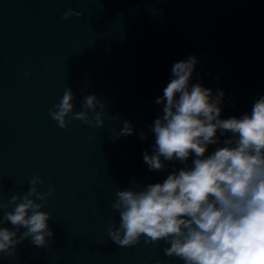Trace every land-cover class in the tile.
<instances>
[{"label": "clouds", "instance_id": "clouds-1", "mask_svg": "<svg viewBox=\"0 0 264 264\" xmlns=\"http://www.w3.org/2000/svg\"><path fill=\"white\" fill-rule=\"evenodd\" d=\"M81 15L69 8L63 19ZM197 63L195 56L174 63L172 78L154 101L163 107L150 126L155 137L152 154L143 153L150 171L164 170V161L178 160L186 166L162 183L118 190L111 207L120 222L109 227V237L120 247L135 246L141 237L146 244L165 240L170 245L165 255L184 264H264V96L255 101L250 114L221 119L224 92L213 94L212 89L191 83ZM74 100L75 93L67 87L60 102L49 109L60 128H67L71 120L90 125L94 120L96 127L103 126L104 112L96 108L106 104L99 97L86 95L79 112L74 111ZM218 130L220 136L231 137L221 142ZM133 133L126 121L115 139ZM146 138L141 132L140 139ZM218 143L223 146L205 156L208 146ZM43 184L40 176H33L22 196L0 201V253L13 256L28 238L45 247L54 237L48 224L51 213L43 210L54 189L41 192L38 185Z\"/></svg>", "mask_w": 264, "mask_h": 264}]
</instances>
